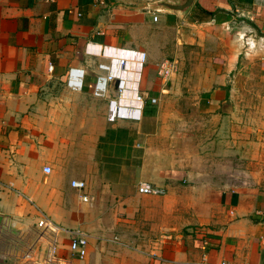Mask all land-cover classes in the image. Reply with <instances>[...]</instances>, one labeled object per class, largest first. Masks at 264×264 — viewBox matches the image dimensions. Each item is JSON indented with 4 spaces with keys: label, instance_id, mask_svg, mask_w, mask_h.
<instances>
[{
    "label": "crops",
    "instance_id": "1",
    "mask_svg": "<svg viewBox=\"0 0 264 264\" xmlns=\"http://www.w3.org/2000/svg\"><path fill=\"white\" fill-rule=\"evenodd\" d=\"M150 1L0 0V264H30L20 254L40 213L90 234L73 264H198L203 254L212 264H264V187L195 177L177 147L184 135L160 106L180 84L208 114L210 141H234L233 121L248 141L245 107L234 104L246 93L234 84L253 66L264 81V0H193L184 14L141 7ZM188 49L208 53V72L183 69L163 84L156 63L174 54L179 70ZM97 64L124 83L118 103L138 106L135 91L156 102L137 119L107 121L117 81L95 95L107 72ZM70 69L79 88L66 83ZM142 182L160 193H138ZM57 240L70 257L65 235Z\"/></svg>",
    "mask_w": 264,
    "mask_h": 264
},
{
    "label": "rangeland",
    "instance_id": "2",
    "mask_svg": "<svg viewBox=\"0 0 264 264\" xmlns=\"http://www.w3.org/2000/svg\"><path fill=\"white\" fill-rule=\"evenodd\" d=\"M195 50L186 51L185 65L178 70L176 64L173 76L183 69V74L187 75L208 72V53ZM165 59L175 60V55ZM179 87L180 84L170 98L160 102V106L165 112L162 116L164 120L173 125L172 132L184 135L185 141H177V147L183 152L185 166L192 169L195 177L205 184L264 187V141H256V138L264 136V128L261 131L264 124L259 122L262 118L264 120V81L258 68L253 66L247 77H237L234 84L235 90L246 93L236 95L234 104L245 107L242 116L247 121L244 126L248 130V141H238L241 132L238 121H233L234 141H210L213 134L209 132L208 114L197 112V98L192 97V92H186L185 86L182 89ZM239 116L237 114V118ZM76 212L71 215L74 220Z\"/></svg>",
    "mask_w": 264,
    "mask_h": 264
},
{
    "label": "built area",
    "instance_id": "3",
    "mask_svg": "<svg viewBox=\"0 0 264 264\" xmlns=\"http://www.w3.org/2000/svg\"><path fill=\"white\" fill-rule=\"evenodd\" d=\"M152 19L155 20L156 16L153 15ZM131 58L137 60H131L132 62L143 63L144 56L143 53L131 52ZM117 64L122 66V69L127 67L128 62L126 59L120 58L117 60ZM110 65V63H109ZM109 65L97 64L98 69L106 70V74L103 77H97L93 84V92L97 96H102L106 85L113 80H116L113 91L116 94V99H108L107 107L105 112V118L109 122H113L117 119H137L141 112L142 107L147 101L149 104H154L156 99L154 97H146L144 93L135 91L133 98L131 100L132 104H137L138 106H133L125 103H118L120 97L124 90V83L118 80L116 75L110 73ZM50 68V65L48 66ZM176 71V62L174 60L163 59L158 61L155 65L156 76L165 84L169 81L170 77ZM81 73L77 70L70 69L67 74L66 83L72 88L80 87V76ZM50 168L48 166H43V173H48ZM70 186L76 190H82L85 187L84 181L82 180H71ZM138 193L141 194H159V189L152 188L147 183H139L136 187ZM79 200L84 202L87 199L85 194H79ZM59 233H63L67 239V250L70 257L62 256L58 253V240L57 237ZM33 237L24 247L20 254L21 260L30 264H73L71 257L78 260L82 259L86 254V242L88 233L78 227H62L55 223L48 216L40 213L39 217L33 225L32 231ZM102 240H107L103 238ZM112 240L116 241V237H112ZM41 247V253L38 254V249ZM198 264H212L208 261L206 254H203L198 262ZM216 264H228L227 261L221 259ZM244 264H248L245 262Z\"/></svg>",
    "mask_w": 264,
    "mask_h": 264
},
{
    "label": "water",
    "instance_id": "4",
    "mask_svg": "<svg viewBox=\"0 0 264 264\" xmlns=\"http://www.w3.org/2000/svg\"><path fill=\"white\" fill-rule=\"evenodd\" d=\"M193 0H153L141 5V7L152 10H168L178 14H184L192 4Z\"/></svg>",
    "mask_w": 264,
    "mask_h": 264
}]
</instances>
